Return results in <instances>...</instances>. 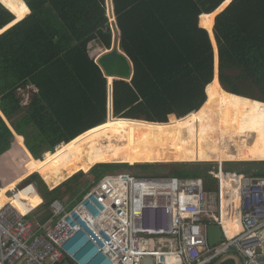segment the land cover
Here are the masks:
<instances>
[{"label": "trees", "instance_id": "trees-1", "mask_svg": "<svg viewBox=\"0 0 264 264\" xmlns=\"http://www.w3.org/2000/svg\"><path fill=\"white\" fill-rule=\"evenodd\" d=\"M1 1L20 17L29 14L14 23ZM1 1L0 108L21 134L17 146L25 150V137L33 156L27 152L22 173L0 189L21 182L36 162H52L29 177L35 186L12 194L25 214L40 207L38 220H47L51 203L88 171L96 183L104 169L140 165L126 162L133 130L160 133L174 146L175 133L189 136L204 152L219 132L220 158L227 161L220 163L228 171L240 164L233 160H264V0H113L134 77L109 78L115 85L110 118L108 79L90 48L94 41L112 45L107 0H22L17 7ZM29 86L37 91L24 105L19 90ZM6 119L0 116V156L14 135ZM244 164L240 172L264 176V162ZM169 165V175L213 180L203 162ZM8 199L5 194L0 206Z\"/></svg>", "mask_w": 264, "mask_h": 264}, {"label": "built area", "instance_id": "built-area-1", "mask_svg": "<svg viewBox=\"0 0 264 264\" xmlns=\"http://www.w3.org/2000/svg\"><path fill=\"white\" fill-rule=\"evenodd\" d=\"M253 171H228L219 162L209 183L200 176L110 173L73 205L54 200L42 223L7 202L0 207V264H94L101 257L106 264H143L148 257L153 264H211L231 252L242 264H264V176ZM214 224L222 241L212 246Z\"/></svg>", "mask_w": 264, "mask_h": 264}, {"label": "rangeland", "instance_id": "rangeland-1", "mask_svg": "<svg viewBox=\"0 0 264 264\" xmlns=\"http://www.w3.org/2000/svg\"><path fill=\"white\" fill-rule=\"evenodd\" d=\"M9 1L15 7H17L22 2V0H9ZM111 3H113V0H111V2L110 0H107L108 16L110 17V22L112 27L113 21L110 16V10H109V6H110L109 4ZM113 8H114V4H113ZM92 44L94 45V47L91 48V54L95 58L99 55V53L102 50L106 49L98 41H94ZM35 92H36L35 87L30 86L28 88L19 90V95L21 96L24 104H27ZM117 121L118 120L116 119L108 120V122H117ZM179 136L180 135L178 133H175L174 135L176 146H178L176 147L172 143H169L167 141V138H165L164 135L160 133H156L152 131L133 130V133L131 134V139L133 141L132 142L133 144H131V148H130L131 160L130 161L127 160L126 162H129L131 165H135L138 163L145 165L140 164L134 167L125 166L119 169L107 168L104 169L103 172L104 175L110 173H116L119 171H127L135 174H170L169 171L170 169L173 168L170 167L169 165L171 162H203L204 164H206L205 165L206 167H211V169L219 166V162H227V161H221L220 158L221 138L219 132L217 133V139L215 141L213 140L208 141V144L206 145L207 147L205 148L206 150L205 152L201 151L200 149L198 150L197 146H195L196 143L192 137L186 136V138L185 137L182 138V136L180 137ZM212 139H214V137ZM214 144L216 146L213 148ZM108 146L111 150V146L110 145ZM179 146L181 148H179ZM17 149L19 153L11 154L10 156H6L1 160L0 182H7L12 179H15L20 175V173H22L23 171L22 164H24L25 160L27 159L26 158L27 151L23 150L21 146L20 147L17 146ZM24 158L25 160L23 161ZM116 158L117 160L114 159V161H124V159H122L124 157H116ZM106 161H107L106 163H125V162H108V160ZM238 162L240 164L238 165L235 164L232 166V168H230L232 169V171H240L241 167L248 166L244 164L246 163L245 161H238ZM251 162L254 163V161ZM256 162H264V161H256ZM50 163L52 162L48 160H42L40 162H36L35 165L28 171L29 175L36 173V171L44 169ZM256 164L257 163L251 164L254 165L253 169H257L259 167V165ZM29 175L26 176L23 180L28 178ZM95 181L96 178L94 174H92L91 171L86 172V175L81 177L79 184L78 185L76 184L71 192L66 193L65 196L63 197L64 199L62 200H64V202H66L69 205H73L78 199H80L85 193H87L90 189L94 187V185L98 183V182L95 183ZM214 185L215 184L213 183L210 184L211 187H213ZM42 213H44V211L42 209H39L38 211L34 212L33 216L35 215L34 217H40L41 215H43Z\"/></svg>", "mask_w": 264, "mask_h": 264}, {"label": "water", "instance_id": "water-1", "mask_svg": "<svg viewBox=\"0 0 264 264\" xmlns=\"http://www.w3.org/2000/svg\"><path fill=\"white\" fill-rule=\"evenodd\" d=\"M110 2H111V0H110ZM4 5L6 7H8L6 4H4ZM109 5H110L109 6L110 16H114L113 3H111ZM9 9L16 16L14 23H17L18 21L22 20L23 18H25L29 14L28 13V14H25L23 17H20L18 12H14L11 8H9ZM224 9H222L221 11H223ZM221 11H219L216 14V16ZM111 29L113 32L112 45L110 48L104 49L96 57V62L99 64V66L101 67L103 73L105 74V76L107 77L108 80L110 77H114V79L120 80V81H126V82L131 81L134 77V64H133L131 58L128 56V54L124 50L121 49V46H120V44H121V31L117 25L116 19L114 20V22H112ZM115 32H116V35H115ZM212 32H213V36L215 39L214 28H213ZM210 34H211V32H210ZM215 42L217 44L216 39H215ZM214 47H215V45H214ZM217 50H218V45H217ZM218 52H219V50H218ZM114 86H115L114 83L110 84V82H108V90H109V115H108V118L115 117V115L113 113ZM28 182H29L28 180H24L21 184H19L18 188L19 189L22 188L23 186L27 185ZM208 239H209L210 245H212V246L216 245L222 241V230H221V227L219 225L214 224V225L209 226V228H208ZM229 260H233L234 264H242V258L236 252H231V253L225 254V255L221 256L220 258H218L212 264H224L225 262H227ZM143 264H153V259L149 258V257L144 258Z\"/></svg>", "mask_w": 264, "mask_h": 264}, {"label": "bare ground", "instance_id": "bare-ground-1", "mask_svg": "<svg viewBox=\"0 0 264 264\" xmlns=\"http://www.w3.org/2000/svg\"><path fill=\"white\" fill-rule=\"evenodd\" d=\"M28 10H29V7H28ZM111 18H112V20H114V16H111ZM115 35H116V32H115ZM115 80V79H114ZM108 82H109V80H108ZM113 83V82H112ZM111 83V84H112ZM229 92V91H228ZM123 119H130V118H123ZM141 120V119H140ZM148 122H150V121H148ZM59 146V145H58ZM57 146V147H58ZM56 147V148H57ZM25 148V150L29 153V155L30 156H33L32 154H31V152L29 151V149H27L26 147H24ZM29 174V173H28ZM28 174H26V175H24L23 176V179L28 175ZM69 177V176H68ZM67 177V178H68ZM20 179V178H19ZM19 179H17V180H15L14 182H12L9 186H6V187H4V188H2V189H0V200L1 199H4V197H5V194H7L8 195V197H9V199H8V202H12L13 203V200H12V195H9L8 194V192L10 191V190H12V189H15L19 184H20V182H17ZM25 180H28L29 182L27 183V185H25V186H23L22 188H20L19 189V191H22V190H25L30 184H31V179L30 178H26ZM55 187V186H54ZM50 188H53V187H50ZM7 203V202H6ZM5 203V204H6ZM14 204V203H13ZM15 205V204H14ZM16 206V205H15ZM1 207V206H0ZM18 208V207H17ZM20 210V209H19ZM21 211V210H20ZM22 212V211H21ZM24 213V212H23ZM82 234L81 235H79V236H77L76 238H74L73 240H72V242H71V244L72 245H77L78 243H79V241L82 239ZM77 238H79V239H77ZM92 250H93V246H89V247H87L86 249H84L82 252H81V256H83V258H86V257H88V256H90L89 254L92 252ZM87 251V252H86ZM85 252H86V254H85ZM102 260V262L100 263V264H106V260H105V258L104 257H101V258H99V259H97V260H95L93 263L94 264H96L97 262H99V261H101Z\"/></svg>", "mask_w": 264, "mask_h": 264}, {"label": "crops", "instance_id": "crops-1", "mask_svg": "<svg viewBox=\"0 0 264 264\" xmlns=\"http://www.w3.org/2000/svg\"><path fill=\"white\" fill-rule=\"evenodd\" d=\"M229 4V3H228ZM228 4H227V6H228ZM226 7V6H225ZM224 7V8H225ZM223 8V9H224ZM216 18V17H215ZM121 31V30H120ZM122 36V35H121ZM93 42H91L90 43V48H92V47H94V45L92 44ZM106 48V47H105ZM95 49V48H94ZM107 49V48H106ZM103 51V50H102ZM101 51V52H102ZM100 52V53H101ZM99 53V54H100ZM92 55V54H91ZM93 56V55H92ZM94 57V56H93ZM220 80V79H219ZM30 87V86H29ZM25 89V88H24ZM36 89V88H35ZM36 91H37V89H36ZM29 103V102H28ZM27 103V104H28ZM23 104H24V102H23ZM25 105V104H24ZM0 112H1V116L2 117H4L5 119H6V117H5V115L3 114V112H2V110H1V108H0ZM7 120V119H6ZM8 121V120H7ZM132 121H135V120H132ZM136 121H139V120H136ZM143 122V121H142ZM172 122H178V121H172ZM8 124L10 125V127H11V129H12V131H13V133H14V135H13V138H12V140H11V142H12V146H11V148L9 149V150H7L5 153H3L1 156H0V162H1V160L4 158V157H6V156H10L11 154H14V153H19V151H18V149H17V144H16V142H15V139H14V137H15V135L16 134H19L18 132H16V130L11 126V124L9 123V121H8ZM19 135H21V134H19ZM23 136V135H22ZM13 139H14V142H15V144H14V142H13ZM63 143H65V142H63ZM26 143H25V137H24V146L27 148V145H25ZM23 146V145H22ZM23 146V147H24ZM20 147V146H19ZM28 149V148H27ZM29 154V153H28ZM30 156V155H29ZM31 158V157H30ZM58 159V158H57ZM56 159V160H57ZM55 161V160H54ZM211 161H213V160H211ZM241 161H248V160H241ZM51 164V163H50ZM49 164V165H50ZM26 168V167H25ZM46 168V167H45ZM27 170V169H26ZM43 170V169H42ZM39 171H41V170H39ZM39 171H36V172H39ZM26 172V171H25ZM32 175V174H31ZM31 175H29V177H31ZM70 178V177H69ZM31 179V178H30ZM24 180H22V182H23ZM22 182H20V184L22 183ZM34 185V184H33ZM19 186V185H18ZM18 186L15 188V189H12L13 191H17V190H19V188H18ZM50 187V186H49ZM11 191V190H10ZM9 191V192H10ZM234 189L232 190V192L234 193ZM8 192V194L9 195H12L13 193H9ZM42 196V195H41ZM43 198V197H42ZM79 200V199H78ZM43 202H44V198H43ZM75 204V203H74ZM37 208H40V207H37ZM37 208L36 209H34V210H32L31 212H29L28 213V217L30 218V215L31 214H34V212H36L37 211ZM36 210V211H35ZM39 210V209H38ZM51 211V210H50ZM35 216V215H34ZM51 217V216H50ZM49 217V218H50ZM48 218V219H49ZM31 219V218H30ZM39 217H34L33 219H31L32 221H34L35 223H42V222H40L39 220ZM46 221V220H45ZM77 239H79V238H77ZM87 252V251H86ZM86 252H85V254H86ZM230 261V260H229ZM102 262V260L101 261H99V262H97L96 264H100Z\"/></svg>", "mask_w": 264, "mask_h": 264}, {"label": "clouds", "instance_id": "clouds-1", "mask_svg": "<svg viewBox=\"0 0 264 264\" xmlns=\"http://www.w3.org/2000/svg\"><path fill=\"white\" fill-rule=\"evenodd\" d=\"M113 10H114V8H113ZM116 19V16H115V12H114V20Z\"/></svg>", "mask_w": 264, "mask_h": 264}, {"label": "flooded vegetation", "instance_id": "flooded-vegetation-1", "mask_svg": "<svg viewBox=\"0 0 264 264\" xmlns=\"http://www.w3.org/2000/svg\"><path fill=\"white\" fill-rule=\"evenodd\" d=\"M29 178V177H28Z\"/></svg>", "mask_w": 264, "mask_h": 264}]
</instances>
